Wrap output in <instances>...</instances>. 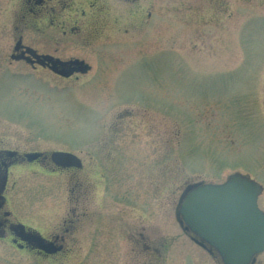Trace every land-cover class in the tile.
I'll return each instance as SVG.
<instances>
[{
  "label": "rangeland",
  "instance_id": "rangeland-1",
  "mask_svg": "<svg viewBox=\"0 0 264 264\" xmlns=\"http://www.w3.org/2000/svg\"><path fill=\"white\" fill-rule=\"evenodd\" d=\"M57 2L67 10L0 0V148L83 160L15 168L16 220L47 237L66 218L75 229L50 258L0 241V264H223L176 211L189 186L241 174L264 212V0ZM19 39L87 70L12 61Z\"/></svg>",
  "mask_w": 264,
  "mask_h": 264
},
{
  "label": "water",
  "instance_id": "water-1",
  "mask_svg": "<svg viewBox=\"0 0 264 264\" xmlns=\"http://www.w3.org/2000/svg\"><path fill=\"white\" fill-rule=\"evenodd\" d=\"M39 154H29L32 161ZM52 161L61 167H81L73 154L55 152ZM262 188L241 174H235L219 185L188 187L177 211L185 225L202 242L215 249L223 264H252L264 252V212L258 199ZM21 233L25 230L20 227ZM23 230V231H22ZM38 244L46 254H55L53 244L40 236L25 237ZM203 246L204 244L201 243Z\"/></svg>",
  "mask_w": 264,
  "mask_h": 264
},
{
  "label": "flooded vegetation",
  "instance_id": "flooded-vegetation-1",
  "mask_svg": "<svg viewBox=\"0 0 264 264\" xmlns=\"http://www.w3.org/2000/svg\"><path fill=\"white\" fill-rule=\"evenodd\" d=\"M55 0H28V9L32 12L35 8L46 9L50 11L51 7L60 6L64 8L67 4L57 2L55 5H51ZM53 9V8H52ZM54 10V9H53ZM52 10V11H53ZM67 10V9H66ZM61 12V10H60ZM50 27H53V21L48 20ZM66 26V25H65ZM63 28H67V26ZM74 30L71 28V31ZM62 34H67V30H64ZM12 61H24L29 63L33 68L41 67L43 69L53 72L57 76L62 78H69L82 71H86L87 68L78 58H61L49 53L41 54L35 49L28 48L22 45L20 39L17 41L14 47V53L10 56ZM51 154L39 153V152H22L15 148H0V241L6 242L7 245L14 250L21 252L36 253L40 256L52 257L64 252L67 249V237L74 231V220L66 218L61 226V233L47 237L41 232L35 230L30 225L17 221L15 218V168L16 167H31L37 165L38 170L43 171L49 175L58 174L59 172H78L84 168V162L78 155L74 154L81 160V167H61L56 165L52 161ZM71 153L72 152H63ZM29 154H39V156L30 161L27 156ZM100 167V166H99ZM105 171V170H101ZM100 172V171H99ZM103 180H105L104 172L99 173ZM74 212V211H72ZM76 219L78 216L75 217ZM78 221V220H77ZM24 227V231L21 233L20 227ZM33 235L42 237L47 243H52V249L57 250L55 254H46L39 249L38 244L30 242L25 237ZM6 245V246H7ZM7 246V247H8Z\"/></svg>",
  "mask_w": 264,
  "mask_h": 264
}]
</instances>
